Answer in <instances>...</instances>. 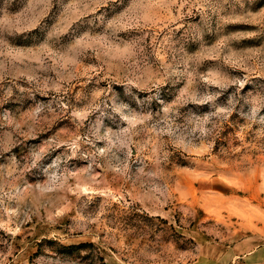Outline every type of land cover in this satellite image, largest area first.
Returning <instances> with one entry per match:
<instances>
[{"label": "rangeland", "instance_id": "obj_1", "mask_svg": "<svg viewBox=\"0 0 264 264\" xmlns=\"http://www.w3.org/2000/svg\"><path fill=\"white\" fill-rule=\"evenodd\" d=\"M0 264H264V0H0Z\"/></svg>", "mask_w": 264, "mask_h": 264}]
</instances>
